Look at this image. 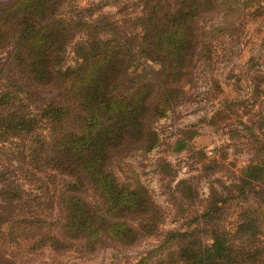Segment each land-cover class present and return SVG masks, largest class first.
Returning a JSON list of instances; mask_svg holds the SVG:
<instances>
[{"label":"trees","instance_id":"1","mask_svg":"<svg viewBox=\"0 0 264 264\" xmlns=\"http://www.w3.org/2000/svg\"><path fill=\"white\" fill-rule=\"evenodd\" d=\"M80 1L0 0V48H11L16 74L0 90V147L12 144L23 180L0 172L2 249L95 253L156 236L165 212L132 163L164 141L159 124L218 34L264 9V0H133L116 17ZM252 135L234 188L201 198L190 179L178 180L177 226L130 264H264V144ZM193 136L174 138L171 149ZM240 196L263 204L241 206L230 224V197Z\"/></svg>","mask_w":264,"mask_h":264},{"label":"rangeland","instance_id":"2","mask_svg":"<svg viewBox=\"0 0 264 264\" xmlns=\"http://www.w3.org/2000/svg\"><path fill=\"white\" fill-rule=\"evenodd\" d=\"M131 2L83 0L79 5L98 8L117 17L122 13L118 12L119 6ZM251 10L249 15L240 14L232 28L218 34L209 62L197 63L192 85L167 119L159 124L164 141L149 155L139 156L132 163L143 171V181L150 185L155 200L165 212V222L156 236L144 239L136 247H105L95 253L81 246L57 252L28 243L24 249L0 247L2 254H8L15 264H130L157 244L168 229L177 226L173 217L178 202L171 193L178 180L190 179L189 183L201 198L208 195L210 187L221 192L225 191L223 186L233 189L257 144L252 134L260 146L264 144V9L254 11L252 7ZM10 53V47L0 48V90L8 78H16L9 61ZM72 54L70 48L68 62L73 60ZM181 134L194 136L187 140L185 148L173 151L171 143ZM17 141L13 143L18 145ZM9 145L12 144L0 147V172L7 180L13 178L23 183L18 159L11 158ZM127 173L126 166L121 176ZM253 201L254 205L263 204L259 197H230L228 222L233 223L241 206ZM0 264L6 262L0 258Z\"/></svg>","mask_w":264,"mask_h":264}]
</instances>
